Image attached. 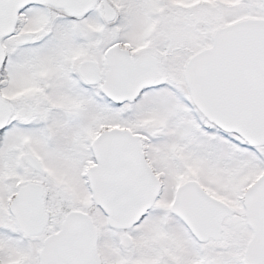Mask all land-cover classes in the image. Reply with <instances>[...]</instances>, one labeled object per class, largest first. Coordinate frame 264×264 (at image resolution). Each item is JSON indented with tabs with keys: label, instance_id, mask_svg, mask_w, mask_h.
<instances>
[{
	"label": "snow or ice",
	"instance_id": "6c2138e0",
	"mask_svg": "<svg viewBox=\"0 0 264 264\" xmlns=\"http://www.w3.org/2000/svg\"><path fill=\"white\" fill-rule=\"evenodd\" d=\"M0 264H264V0H0Z\"/></svg>",
	"mask_w": 264,
	"mask_h": 264
}]
</instances>
